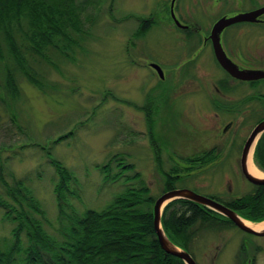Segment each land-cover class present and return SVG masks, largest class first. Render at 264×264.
Listing matches in <instances>:
<instances>
[{"label": "rangeland", "instance_id": "374dc122", "mask_svg": "<svg viewBox=\"0 0 264 264\" xmlns=\"http://www.w3.org/2000/svg\"><path fill=\"white\" fill-rule=\"evenodd\" d=\"M170 5L171 0L86 1L84 20L92 36L76 62L61 64L60 72L48 70L46 78L58 86L57 93L43 95L20 78L18 101L0 102V165L5 164V178L24 179L53 222L56 176L48 151L79 182L80 201H73L77 214L102 208L123 190V182L105 183L101 172L115 155L133 165L154 199L167 192V178L182 175L173 189L224 195L231 184L234 195L254 191L241 176L238 147L264 116V107L246 108L242 114L217 107L216 101L222 104L240 95L217 94L214 86L223 72L210 45L203 42V32L223 11L241 7L235 0H176L179 23L197 27L196 33L185 34L174 24ZM152 63L162 69V78ZM1 96L5 98L3 90ZM229 121L237 127L223 135ZM235 133L239 138L231 154L233 164L196 175L177 166L191 153L228 146ZM59 137L63 139L56 142ZM256 146L253 163L264 173V155L256 154ZM115 166L110 167L111 176L119 172ZM198 224L188 250L197 264H248L250 259L264 264V236L227 223ZM10 229L0 221V238L9 239Z\"/></svg>", "mask_w": 264, "mask_h": 264}, {"label": "trees", "instance_id": "16d2710c", "mask_svg": "<svg viewBox=\"0 0 264 264\" xmlns=\"http://www.w3.org/2000/svg\"><path fill=\"white\" fill-rule=\"evenodd\" d=\"M86 1L91 0H0V90L5 92L0 102L18 101L20 78L43 95L57 93L58 86L46 78L48 70L60 72L61 64L76 62L92 36L84 20ZM141 25L146 30V23ZM256 148V154L264 155V137ZM46 156L56 176L54 222L25 180L8 181L5 164L0 165V221L11 225L10 238H0V264H183L160 248L152 225L156 198L123 157L113 156L101 171L105 183L119 180L123 190L102 208L77 214L73 201H80L78 180L49 151ZM114 163L119 172L111 176ZM176 181L167 178L164 191L173 189ZM263 202L264 185L242 198L247 210L237 213L262 221ZM208 222L233 225L186 201L170 203L162 215L168 238L187 252L194 227Z\"/></svg>", "mask_w": 264, "mask_h": 264}, {"label": "flooded vegetation", "instance_id": "af4514ba", "mask_svg": "<svg viewBox=\"0 0 264 264\" xmlns=\"http://www.w3.org/2000/svg\"><path fill=\"white\" fill-rule=\"evenodd\" d=\"M237 1V5L241 7L240 11H223L219 19L221 18H233L235 16L241 14H250L254 13L251 21H240L236 22L232 25L225 27L221 33L219 34V43L221 48L226 56V58L233 64V66L238 71H259L263 74V77L257 80L246 81L242 79H237L232 77L223 66L216 60L212 42L210 40L211 30L214 24L211 25L208 31H204L203 42L205 45H210V51L213 53L215 62L219 69L223 72L221 74V78L219 79V83H217L215 90L220 97H224L225 93L235 92L239 97L235 96V98L229 102L224 101L222 104L216 101V105L219 108H229L226 110L231 111L233 114H242L244 109L250 108L253 106H262L264 107V0H235ZM224 3V2H223ZM248 3V4H247ZM218 19V20H219ZM216 22V21H215ZM194 24V23H193ZM183 28H180L183 33H196V25H189L187 23H181ZM231 30V32H229ZM229 32V33H228ZM230 40L232 42H230ZM162 70V69H161ZM222 93V95H221ZM227 103V105H226ZM225 104L226 106H224ZM264 120V116L260 117L255 123L256 124ZM237 127L234 121H229L222 129V134L227 135L231 128V130ZM252 128V129H253ZM251 129V131H252ZM250 131V132H251ZM250 134V133H249ZM241 135V134H240ZM264 134L261 135L259 141L262 140ZM224 137V136H223ZM237 138H239V134L235 133L233 140L228 144V146H224V148L219 147L218 145L213 146L211 149H202L199 152L191 153L188 157L183 158L181 162L177 163L180 169L183 171H187L190 175H193L194 172L196 175L199 172H206L208 169H212L218 166L224 167L227 162L228 164L232 162L233 158H231V154L234 151L235 146H237ZM246 140H244L243 145ZM226 143V142H225ZM242 148L239 145L238 150L242 152ZM225 154L223 155V152ZM223 155V157H222ZM241 157V153H240ZM231 158V159H229ZM226 162V163H224ZM239 169H240V159L238 161ZM241 173V169H240ZM243 179L250 185V187L256 188L261 187L257 185H253L249 183L241 173ZM183 178V175L178 178ZM229 182V181H228ZM229 189L227 193H223L224 195H216L218 193L211 194L210 196H205L213 199L215 202L227 207L228 209L235 212H245L247 209L241 205L242 198L247 195L255 193L250 190V193H245L244 195H234L232 192V186L229 185ZM221 194V193H220ZM241 208V209H239ZM234 225V224H233ZM253 236V235H252ZM260 250V247L256 246L255 251ZM253 264V259L250 264Z\"/></svg>", "mask_w": 264, "mask_h": 264}, {"label": "water", "instance_id": "95a60500", "mask_svg": "<svg viewBox=\"0 0 264 264\" xmlns=\"http://www.w3.org/2000/svg\"><path fill=\"white\" fill-rule=\"evenodd\" d=\"M176 0H171L170 5V15L176 26L183 28L175 16L174 12V3ZM254 13L250 14H241L233 18H221L219 19L212 27L210 40L212 42L213 51L216 60L223 66V68L228 72L232 77L237 79H242L246 81L257 80L263 77V74L259 71H247L241 72L238 71L233 64L226 58L221 45L219 43V34L221 31L236 22L240 21H251ZM158 75L162 78V70L157 64H150ZM264 133V120L255 125L250 134L248 135L241 152L240 157V169L244 178L251 184L257 186L264 185V175L263 177H257L253 175L248 168V162L250 159V154L253 155L255 146ZM253 161V156H252ZM254 165V163H253ZM256 167V165H254ZM258 169V167H256ZM259 170V169H258ZM260 171V170H259ZM264 174L262 171H260ZM175 201H186L197 206H201L207 209L214 214H217L229 221H231L238 229L241 231L255 235V236H264V219L259 222H252L243 217H241L237 212L228 209L227 207L215 202L213 199L202 196L195 193L190 189H173L161 194L154 201L152 207V225L153 230L158 241V244L165 255H171L182 261L183 264H197L194 258L184 249L174 244L165 233L162 226V215L165 208L172 202ZM249 223V224H247ZM251 259L248 260V264Z\"/></svg>", "mask_w": 264, "mask_h": 264}, {"label": "bare ground", "instance_id": "6f19581e", "mask_svg": "<svg viewBox=\"0 0 264 264\" xmlns=\"http://www.w3.org/2000/svg\"><path fill=\"white\" fill-rule=\"evenodd\" d=\"M248 168H249V171L257 176V177H263L264 174H262L254 165H253V161H252V154H250V159H249V162H248ZM249 224V223H247Z\"/></svg>", "mask_w": 264, "mask_h": 264}]
</instances>
